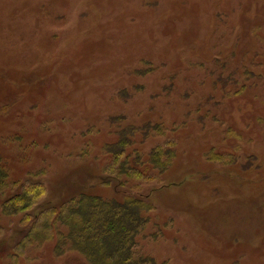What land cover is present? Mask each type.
Wrapping results in <instances>:
<instances>
[{
    "label": "rangeland",
    "instance_id": "rangeland-1",
    "mask_svg": "<svg viewBox=\"0 0 264 264\" xmlns=\"http://www.w3.org/2000/svg\"><path fill=\"white\" fill-rule=\"evenodd\" d=\"M125 128L116 160L140 173L116 179ZM0 167V204L43 183L32 215L80 191L149 202L133 254L155 264H264V0H0ZM20 215L0 205V264H89L55 237L18 250Z\"/></svg>",
    "mask_w": 264,
    "mask_h": 264
},
{
    "label": "trees",
    "instance_id": "trees-1",
    "mask_svg": "<svg viewBox=\"0 0 264 264\" xmlns=\"http://www.w3.org/2000/svg\"><path fill=\"white\" fill-rule=\"evenodd\" d=\"M128 129L119 132L115 142L108 144L113 159L104 166L103 172L119 179L122 175L140 173L137 166L127 158L116 159L130 144ZM168 142L150 153L149 163L161 171L169 164L173 150ZM161 148V149H160ZM7 173L0 167V195L6 187ZM16 193L1 202L3 214L20 215L19 222L28 224L26 233L17 242L18 250L23 246L54 238V251L61 254L74 250L82 254L89 264H155L150 256H134L133 247L137 233L146 224L144 213L151 210V204L134 195L121 198L80 191L58 205L41 208L32 215L45 187L40 181L26 180L19 183Z\"/></svg>",
    "mask_w": 264,
    "mask_h": 264
}]
</instances>
